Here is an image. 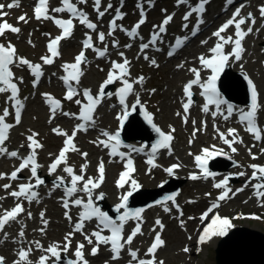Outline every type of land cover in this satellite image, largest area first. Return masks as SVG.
Instances as JSON below:
<instances>
[{"label": "snow or ice", "instance_id": "6c2138e0", "mask_svg": "<svg viewBox=\"0 0 264 264\" xmlns=\"http://www.w3.org/2000/svg\"><path fill=\"white\" fill-rule=\"evenodd\" d=\"M88 2V0H76L73 3V0H61V6L52 8L51 11L57 14L67 13L70 18L69 19H58L51 15H49V0H37V3L34 7V17L37 20H53L55 25L62 30V34L51 39L47 44V52L50 55L42 56L40 59L43 65H52L54 63V58H58L60 55L59 45L62 40L69 38L72 35L74 29V20H78L80 25H83L87 29L92 32H96L97 24L92 22L88 14L78 8L77 5H84ZM152 0H149V4H151ZM209 2V0H199L198 4L195 6L190 5V0H177V5H189L190 11H188L184 16L183 20L188 21L189 17L193 15V13L197 14V23L192 29L191 35L196 36L200 30V26L204 23L202 19V14L205 11V5ZM227 5H231L234 3V0H226ZM102 0H93V8L97 13V18L100 19L105 15V11H101ZM13 7H19V0H13V3H9L7 5L8 9ZM112 7L111 4L108 5L110 9ZM138 7H141L138 5ZM244 5L237 7L233 12V15L230 19H228L217 31L213 33V36L217 37L218 42L210 49L211 56L206 57L201 55L199 57V64L201 65L200 69L191 68L188 69L194 78L188 81L183 87V93L185 100H182L183 107V119L184 122L187 123L188 112L190 106L193 104V87L198 86L200 91V96H202L205 100V103L202 106V111L205 114L210 112V106L214 107V111L211 112L213 118H216L219 114L225 121H227L233 115V107L228 104L221 96L216 87V82L220 76V73L223 72L224 68L228 65L230 58H234L236 61H240L242 59V54L245 51L242 41L246 38L247 35L253 32V28L251 26L247 27L246 30L242 28V26L246 24H255V18L252 13H248L246 17L241 16V11ZM5 5L0 4V18L7 15L4 12ZM260 15L264 18V6H261L259 9ZM141 19L139 22L134 25L131 30L123 29L121 26L117 24V20L123 18V14L117 10L115 14V18L112 19L109 23V31L108 36H112L113 33L120 28V30L125 31L126 35L129 38H136L139 33L138 29L145 23V13L141 10ZM239 17V19H238ZM172 20L171 16H167L162 24L158 26V31H154L150 40L147 43H142L140 45V51L144 52V50L148 49L150 46L155 47L157 41L161 40V34L166 32V25ZM18 21H23L27 23L26 16L21 15L18 17ZM155 27V26H154ZM185 28L188 27L187 24L184 25ZM230 27H234L235 32L234 36H222V33H225ZM21 29L11 24L5 22L0 23V37H5L6 33L18 34ZM97 39L100 43L105 42V33L99 32L97 34ZM188 37L185 36L183 38H176L174 48L168 51L167 55L169 57L175 54L176 50H179ZM202 44H206L207 40L201 41ZM231 44L232 50L230 53H226L224 50L225 45ZM83 50L75 57L74 63H65L63 67V71L65 75L60 77L64 86L66 87L65 99L68 101H73L74 97L81 96V99H75V103L80 106L79 114L64 112L62 111V105L59 100L52 98L48 94L45 95V102L49 105L50 108V120L55 119L57 113L69 117L75 118L81 123H78L72 134L69 135L67 132H63L59 129H53V131L57 135H61L65 137L64 147L59 152V155L53 160L51 165L49 166L50 174L55 173L57 169L64 165L63 172L66 173L70 179V186H65V181L62 177H57L54 181V186L56 188H64V201L63 207L65 209L69 208V201L75 207L82 208V211L79 213V217L77 222L74 223L73 232L68 233L65 236L63 245L59 243H53L49 245L47 248L43 247V245L39 241L33 242L35 244V249L41 251L42 254L36 264H49V261H52V264H60L62 259V252L67 253L71 247V238L73 233H81L84 235V239L87 241L88 245H92L90 254L95 256L98 254L99 248L101 245L110 246L109 251L111 252V259L118 260L121 256L122 251L125 249V246H130L134 238L139 234L142 235L141 231V223L142 216L141 213L144 211L143 209H138L135 211H131L128 209V199L133 195V192L140 188V185L136 180L131 179L132 173L135 171L133 167V160L131 158H127L126 163L124 165L125 170L120 174V179L117 182L118 188H123L126 183L131 185V190L127 191L125 195L120 197L121 203L118 204L115 208L117 213H121V209H123V213L118 216V221L113 220L109 215L105 212H102L93 202V194L94 190L100 187V184L103 182L105 167L103 161H101L98 165V173L99 179L94 180L89 177L85 180L84 172L87 168V163L83 164L80 168L81 174H76L73 167L69 166L67 163V154L71 152H76L78 149L74 145L73 141L80 131H87L88 128L93 127L95 125L94 113L97 107L101 104L102 100L108 96L110 97L111 93H106L105 89L119 81L122 85L116 92V96L118 97L119 105L122 108V114L118 115L117 119L120 121V126L123 127V123L125 119H127L128 115L131 112H134L139 106L141 110L144 112V118L151 125L154 132L157 134V141L151 146V151L148 154L149 159L146 163L150 167H157L154 163L155 156L158 151L161 149L168 150V154H172L171 142L174 137L172 132L175 131L174 128L170 127V132H163L155 123H153V116L144 110L143 105L141 104V100L139 98V93H135L136 99L135 102L129 107L127 101V97L134 93L133 84H143L144 78L139 77L136 81L130 82L128 77L130 76L128 66L130 61L127 58L123 59L122 63L112 62L111 70L107 74V79L100 86L99 92L94 96L90 89H83L82 92L78 89L77 85L80 83V78L84 75V72L81 69L82 64L87 63V58L85 56V50L92 49L98 58H103L107 55V47L103 49H98L94 46L93 38L91 35L86 34V38L82 41ZM116 42H113V47H117ZM126 47H131V45H126ZM159 51V49H157ZM121 57H124V53H119ZM145 60H148L149 57L147 55L144 56ZM42 64L28 61L26 58L19 57L17 54V50L15 46L8 42L7 45L4 43H0V94L9 93L7 100L12 102V108L14 111V120L15 125H19L21 122V112L24 107L23 103L19 99V87L15 82V76L13 72V66L15 67H24L26 66L29 70L30 74L34 77L33 87H36L39 81L43 76ZM151 64L154 66H158L155 59L151 60ZM178 68H184V64L178 65ZM208 70L210 75H208L207 79L204 80L202 78L201 72L202 70ZM20 82H23V78H19ZM244 79L248 83V87L251 95V104L248 110H241L239 113V122L245 125V131L249 133L253 139L257 142H260L262 138H264V127H260L258 125V112L261 109V104L258 101V92L253 81L245 76ZM154 92L155 90H151ZM86 101V102H85ZM222 105H226V109L222 110ZM176 115L180 116L181 113H176ZM10 116L9 109L5 107L3 109L2 114H0V156H5L9 158H17L20 159L21 162L19 167L11 172L10 175L0 173V179L8 178L9 180L16 181L19 176L18 174L28 169L31 174V178L35 181V183H27V184H19L18 190L11 191L9 195L15 198L17 201L23 199L28 201L29 203L38 200V192L35 191L40 185L44 183L43 179L38 177L37 170L40 165L37 163V149L42 148V145L37 141L36 137L38 133L33 132L31 135L27 137L28 145L27 147L30 149V153L21 158L18 151H9L5 146V141L9 139L10 130L15 126L13 124H9L6 122V118ZM196 122L193 121V124ZM218 131V130H217ZM235 129H229L228 135L232 136V139L229 140L226 138L224 133H219V138L223 141L225 145H227L233 153L237 152V148L233 147L235 143H243V141L239 138L238 135H235ZM196 132H193V136H195ZM101 135L106 137V139L99 140V145H102L105 149H110L108 155L110 157H119L120 160H125L127 154L118 149L121 147L120 133L117 131L115 134H110L108 132H102ZM191 143V141H190ZM23 146V145H22ZM143 146L141 148H133L131 151L135 152H143ZM255 147V145H253ZM261 153L264 154V148H261ZM217 154L226 155L222 149H216L215 146L212 149L205 148L202 150V155L195 156V163L197 167L201 170V175L192 174L189 179L195 181L201 178L207 179L209 176L213 175L209 173L206 168L207 160L216 156ZM249 154L253 159H257L255 155L251 153V149L249 148ZM82 156L86 157L87 153H82ZM181 167L180 164H173L170 167L164 169L168 176L175 175V171ZM252 168V176L248 181V184L251 183L252 180L257 181V183L252 184L254 195L257 198L258 202L261 206H264V166L261 165H250ZM239 176H244L245 173L241 172L238 174ZM82 182V187H78ZM248 184H245L244 187H247ZM163 185H161L162 187ZM11 187L10 184L3 185V188L7 191ZM214 188L220 189L221 194L217 197V201L214 202L211 207L200 216V220L203 223L206 219H209V213H212L214 209L218 208L220 201H225L226 199H230L229 193L232 191L231 188L228 187V178L226 177L224 180L214 183ZM244 188L237 189V192L243 191ZM78 192H83L87 201L84 199L77 197ZM76 197V198H74ZM74 198V199H73ZM100 198H103V194H100ZM3 199V198H0ZM172 202L175 204V196L170 195L164 198V201L160 203L163 205H167V202ZM179 206L177 205V208ZM24 207L21 203H17L14 208L11 210H5L3 215H0V232H3L5 226L10 222L16 221L17 217L23 213ZM164 211H170L169 207L165 206ZM182 215V213H181ZM29 218H31V213H28ZM66 219L70 222L72 221V217L65 213ZM242 218V217H241ZM251 219H260L261 217L252 216ZM95 219L97 221V229L91 232V234H87L84 232V223L86 221H92ZM189 219H192L189 217ZM42 222L47 225V221L44 220V214L41 213ZM135 220L137 221L134 229L130 234L127 235L126 239L124 238V226L128 221ZM156 225L163 229V224L159 219L156 220ZM183 225V221H181ZM232 221L227 217H221L218 214H213L210 218V223L204 226L202 230V234L198 238V244L203 245L213 240L215 237H224L228 235L230 229L233 228ZM108 231L110 235H104L105 231ZM155 231V229H153ZM43 232V229H41ZM7 233L4 232V238H7ZM24 232L20 231L19 236L21 240L24 237ZM93 238H95V243ZM123 241V242H122ZM0 242H3L0 240ZM164 241L161 239V235L156 233L154 242L147 249L146 256L148 259H139L138 250H132L130 247L128 248V255L131 258V261L135 262V264H157L155 260V254L157 250L163 246ZM85 244L78 243L75 248L74 256L75 259H68L65 261V264H89L88 260L85 258L84 253ZM185 252H188L189 249L187 247L184 248ZM33 252V248H20L17 252L18 259L13 262V264H33V262L29 259L30 255ZM0 264H5V258L0 257ZM159 264H163V261H160Z\"/></svg>", "mask_w": 264, "mask_h": 264}, {"label": "rangeland", "instance_id": "374dc122", "mask_svg": "<svg viewBox=\"0 0 264 264\" xmlns=\"http://www.w3.org/2000/svg\"><path fill=\"white\" fill-rule=\"evenodd\" d=\"M13 0H6L4 5V12L7 13V15L0 18V23L7 22L11 24L12 26L18 27L21 29L20 33L18 34H12V33H6L5 37H0V43H4L7 45L8 42H11L16 50L19 57L26 58L28 61L32 62L33 64L37 62H42L41 57L45 56L46 51V42L49 41L56 33H54V28L50 23L47 21L42 20H35L31 14L32 11V0H19V7L8 9L7 5L11 3ZM59 1V0H58ZM136 0H129V4L135 5ZM176 0H159V12L162 13L163 10L168 9L170 12L176 13L175 10V3ZM219 4L221 3V0H217ZM260 5H264V0L262 3V0H260ZM260 6V7H261ZM212 10V16L217 17L216 11V2L213 3L212 8H210V11ZM251 11V10H250ZM51 13V10H50ZM21 15L26 16L27 23L23 21H18V17ZM50 15V14H49ZM253 16L255 18V21H257V18L259 20V14L255 15L253 13ZM224 16H222L219 20H221ZM137 18V17H136ZM178 21L177 15H175V18L172 22H170L168 25H175V23ZM212 21V18L210 17L207 24ZM262 25H264V20L262 21ZM206 24V25H207ZM250 24V23H249ZM256 24V22H255ZM254 24V25H255ZM253 26V24H250ZM182 24H180V33L182 31ZM156 27V26H155ZM152 27L150 24L148 26L149 29L155 28ZM258 30H260L259 33ZM175 32V31H174ZM177 32V31H176ZM189 32V31H188ZM257 36L252 39L248 38L249 44L252 46L253 49L247 50V57L246 62H251V53L254 52L255 54V60L259 63L258 66L264 67V30L261 31L260 29L256 30ZM173 37H170V34L167 35L166 40L172 41ZM75 42V44H73ZM77 43V44H76ZM201 44V43H200ZM199 45V44H198ZM201 46V45H199ZM80 48V45L76 40H70L67 41L64 44V59H72V56L78 51ZM69 50H74L72 52H69ZM258 50V51H257ZM119 52L113 53V58L117 57ZM130 54L132 55V64L129 68V79L130 81L134 82L139 77L144 78L143 84H136L134 83V94L132 96V101L130 102L131 105L133 102H135L136 95L135 93H139V98L141 100V104L147 109L148 113H150L153 116V123H155L163 132H170V127L177 130L176 135L179 137L178 142L175 143L177 146V152L175 154L176 157H169L166 158V165L169 163H172L175 160L181 161L183 164V170L179 173L178 179L182 181V186L179 188L178 191H176L174 194L172 191H169L166 194H159L158 191H163L159 187V181L164 180V176H150V177H144L143 175H137L135 180L137 182H140L142 184L143 189L145 191L141 192V199L140 203L135 206V209H143L142 212V225H143V234L141 237L135 242V244L132 246L133 250H138L140 253L141 258H146V252H147V245L152 242L151 238L153 239L154 234L159 231L162 232L163 237L166 240V244L164 247L160 250L159 255L157 256V264H159L160 261H163V264H216V254L215 249L217 248L218 244L227 238V236L231 233H234L238 228H246L248 230H252L255 232H260L264 234V206H261L259 202L255 203V206L253 205L252 196H253V187L251 186L250 190L246 195H244L239 201L236 200H230L227 204L224 211H222V214L225 215L227 218H229L232 221V224L234 225L232 229L229 230L228 235L225 237H215L212 241L205 243L203 245L196 244L198 247V251L196 252V246H195V237L196 233L199 230V228L203 225V223L200 220V216L202 214V209L207 206V195H211L212 188L210 186L209 181H206L204 183H195L191 180H189L187 171H185V165L182 160V156L189 157L190 165L188 167H192L190 154L199 152L201 146L203 143H200V141H196V144L192 147H195L194 150H192L191 143L194 139L193 138V132L197 129V125L201 123L204 128L209 129L207 125H205L204 117H197V115H194L192 122L195 121L196 123L193 124V126L188 127L186 130L189 131L186 134H182L185 126L182 125V122L184 119L182 118L183 111H182V100H183V86L186 80H188L192 73L188 71L187 76L179 80L180 82L178 85H174L176 72H179L182 69H191L193 67H196V53L186 55L184 59L181 60H167L164 55H158L159 57V64L157 67L153 68L151 66L150 62L142 61L141 59L137 60L138 56L136 55L135 50L130 51ZM245 57V55H244ZM194 63V64H193ZM184 64V68H178V65ZM110 61L108 60H102V61H96L93 58H90L88 62L85 64V70L87 71V74L84 78V80L81 82L80 86L82 87H89L95 91V94L99 92L100 86L104 83V81L107 79L108 70L110 68ZM247 64H244L242 62L241 64L234 66V63L231 64V70L234 72V75L231 78V81L228 82V87H231L234 89V92L240 95L241 99H247L248 101H251V95L250 90L248 87L247 81L244 79L245 76H248L252 81V76L250 74H245L243 71L246 69ZM48 81L44 82V84L37 90H32L31 87V81H32V75L30 74L29 70L26 66L24 67H15L13 66V72L15 76V82L18 84L19 90H23L26 92V95L23 96L24 99L31 102L29 106L28 113L25 116V119L23 123H21L17 130L13 131V135H15V132H18L16 134L15 138L10 139L8 146H14V149L22 147L27 148L30 150L28 145L27 137L31 135L33 132L38 133V136L36 137L39 140V143L42 145V154L47 151V147L50 146V150L47 154L50 153L49 156H54L56 153V146L59 140H56L54 138L53 134L51 133V129L53 127L63 126L65 130L70 131L72 126V122L75 121V118H66L65 122H55L53 127H51L48 123L49 117L47 114V108L43 106L45 101V95L48 94L54 98H61L63 95V90L59 89V82H58V76H56V67H48ZM23 78V82H20L19 78ZM257 92H259L258 84L255 83ZM120 82L117 81L114 83L115 88L116 86L119 87ZM240 88L242 91H238L237 89ZM155 90L152 92L151 90ZM260 93V92H259ZM112 94V93H111ZM9 93L2 94L0 97V114H2L3 109L5 107L12 109V102L7 100ZM181 95V97H180ZM21 96V95H19ZM180 97V99H179ZM114 97L106 96L102 101L103 107L100 112V115L98 117V120L101 122V126H105L107 128H115L116 124H113V119L117 115V109H119V104L113 103ZM244 100V101H247ZM259 101V100H258ZM70 108L72 109L73 101H70ZM262 106V102H261ZM69 109V107H68ZM120 110V109H119ZM197 110H193L192 114H197ZM181 113L180 116L176 115V113ZM261 112V109H260ZM262 121L264 123V107H262L261 112ZM156 117V118H154ZM191 118V117H190ZM12 120V119H11ZM191 121V120H190ZM143 125L138 126L134 124V126L129 128V131L134 135L133 139L138 140L139 142L144 141V137L147 136L151 139V141H156L158 139L157 134L152 129L151 125L148 124V122L143 117L142 121ZM55 134V132H54ZM182 137H181V136ZM98 134L96 133H90L87 135H82L80 137L77 149L78 151L75 152V154L69 159L68 165L73 167L76 173H80V168L77 167V164H80L82 166L83 164H93L95 162V167L92 169V174L97 175V168L101 161L106 162V155L101 153L100 145L98 143ZM144 143V142H143ZM60 145V143H59ZM192 150V151H190ZM20 154H26L29 151H19ZM87 153V156L84 157L81 154ZM255 153H259L257 150ZM181 154V155H180ZM84 158L82 162L79 161V158ZM234 163H229V166L231 167L230 170L235 171V173L238 175L241 172H244L247 174L248 165L245 166V162L251 161L250 154L245 152H241L238 156H235ZM254 164L257 162H253ZM261 164H264V159L261 157ZM3 164H6L7 166H13L16 168L17 161L16 160H8V159H1L0 160V166ZM9 164V165H8ZM49 164L46 163V166L41 168L39 167V171L42 175H46L48 172ZM4 171L3 169H0V173ZM110 173L108 178L111 180L110 182H106V186L99 191L94 192V195L100 196L102 193L107 201H111V198L109 194L113 193L112 185L115 184L117 181V175L113 172V168L110 169ZM86 173V170L85 172ZM83 173V174H84ZM250 173V171H249ZM25 175V174H24ZM239 176V175H238ZM108 179V181H109ZM250 176H239L237 186H245L244 181H249ZM0 195H7L5 189L3 188V185L6 184L7 178L0 179ZM174 188L177 190V184ZM43 188V187H42ZM155 191V192H154ZM167 192V191H166ZM49 194V193H48ZM46 194V196L48 195ZM170 195H175V204H172V202H167V205H163L160 202L164 201V198ZM158 196V197H156ZM120 195L117 196V202L120 201ZM137 199V198H136ZM135 199V201H136ZM264 199V198H262ZM107 202L110 206L114 207L116 205L112 204L111 202ZM158 203V204H157ZM133 204V203H132ZM157 204V205H156ZM163 205V208L157 210H152L145 213V209L148 207H157ZM179 206L182 210L181 212H178L174 209L175 206ZM169 207L170 211L165 212L164 207ZM38 208V210L35 213H32V219L27 220L24 223L25 229L27 230V238H29V242L32 241L33 237L36 236L37 231L40 236V241L43 242V240H54L59 241V238L65 237L68 233L73 232L72 231V223L69 221H65L63 218L62 212H59V209L56 206V203L52 200L47 201L44 205L38 206L31 205L30 210L34 208ZM61 211L63 210L60 208ZM245 213V215H242L241 213ZM43 213L45 216L50 217V225H53L54 227H48L45 225L41 218L40 214ZM182 213V215H181ZM252 213V214H248ZM241 214V215H240ZM257 214V215H255ZM236 215H239L236 216ZM251 215V216H249ZM27 216V215H26ZM252 216H258L261 217L260 219H251ZM191 217L192 219H189ZM242 217V218H241ZM145 218H149L150 221H145ZM159 219L161 223L163 224V229L161 230L158 225H156V220ZM181 221H183V225L181 224ZM209 223V222H208ZM207 223V224H208ZM41 229H43V232H41ZM155 229V231H153ZM230 234V235H231ZM84 239V236H82ZM79 239L72 240V243H74V247ZM39 241V242H40ZM191 245H188L190 244ZM91 245L86 249L85 254H90V248ZM74 247L70 250V252L65 253L67 258L73 259L74 257ZM187 247L189 249L188 252L184 251V248ZM103 254H105L104 251H102V255H95L91 260H96L95 263L92 264H108L111 260L110 256L102 257ZM38 259V258H37ZM127 262L124 264H131V258L129 255H127ZM111 264H121V263H111Z\"/></svg>", "mask_w": 264, "mask_h": 264}, {"label": "water", "instance_id": "95a60500", "mask_svg": "<svg viewBox=\"0 0 264 264\" xmlns=\"http://www.w3.org/2000/svg\"><path fill=\"white\" fill-rule=\"evenodd\" d=\"M233 75L230 70L225 72L219 82L221 90L232 102L251 104L247 99H241L234 89L228 87V82ZM134 124L143 125L140 113H133L127 119V128L123 134L126 140L133 139L129 134V128ZM144 139H148V137L145 136ZM215 254L216 264H264V234L246 228H238L218 244Z\"/></svg>", "mask_w": 264, "mask_h": 264}, {"label": "bare ground", "instance_id": "6f19581e", "mask_svg": "<svg viewBox=\"0 0 264 264\" xmlns=\"http://www.w3.org/2000/svg\"><path fill=\"white\" fill-rule=\"evenodd\" d=\"M251 7H253V5L251 6ZM260 8V2H257L256 3V5L252 8V12L255 14V15H257V14H259L260 12H259V9ZM221 17V15L220 14H218V16H217V18H220ZM258 22H259V25L257 24L256 26H255V28H257V29H260L261 28V31L262 30H264V25H262V22H261V20H258ZM254 28V29H255ZM206 29L207 28H205L204 29V31H203V33H206ZM254 32H256V31H254ZM252 33L251 34V36L250 37H252V39H254L256 36H257V34L256 33ZM214 38V37H213ZM73 44H75V42L73 43ZM211 43H209V44H207L206 45V47H208L209 45H210ZM249 49H253L252 48V46L251 45H249ZM201 50H204V48L203 47H201ZM258 51V50H257ZM251 53V58H252V61L251 62H246V61H243L244 62V64H247V67H246V69L243 71L245 74H250L251 76H252V79H253V81L255 82V83H257L258 84V88L260 89L259 90V92H258V100L260 99V101L262 102V107H264V67H260V66H258L259 65V63L257 62V60H255V54H254V52H250ZM190 54H193V51H190V52H188L187 53V55H190ZM246 55H247V53H246ZM180 57V56H179ZM183 57V56H182ZM181 58V57H180ZM194 64V63H193ZM264 66V65H263ZM187 73H188V69L187 70H185V69H182V70H180L179 72H176V77H175V82H174V85H178V83L180 82L179 80H182V79H184L186 76H187ZM231 88V87H230ZM238 91H242L240 88H238L237 89ZM259 94H260V97H259ZM1 97V96H0ZM180 97H181V95H180ZM180 97H179V99H180ZM182 98V97H181ZM186 98H184V100H185ZM131 100V99H130ZM130 100L128 101V104H129V102H130ZM198 108V103H196V102H193V104L191 105V108H190V110H191V112L193 111V110H196ZM113 123H114V121H113ZM189 125L190 126H193V122L191 121V122H189ZM201 126V124L199 123L198 125H197V127H200ZM12 132H13V130H12ZM12 132H11V135H12ZM15 135H13L12 136V139H14L15 138V136H16V134H18V132H15L14 133ZM208 137H210V138H212L211 137V135H209L207 132H202L201 133V137H200V142H202V141H204V140H206V138H208ZM11 138V136L9 137V139ZM212 140H213V138H212ZM134 142H136V141H134ZM22 147V146H21ZM249 147V144H247V143H245V147H244V149H243V151L245 152V151H247V148ZM256 147V146H255ZM255 147H253V148H255ZM149 148H151V147H149ZM49 150H50V146H48L47 147V151L45 152V153H43L42 154V150H39V149H37L36 151H37V159H38V161H39V164H40V167L41 168H43V167H45L46 166V163H48L49 165H51V163L53 162V160L55 159V157L53 156H49L50 155V153L49 154H47L48 152H49ZM22 151H25V150H22ZM27 151V150H26ZM30 153V152H29ZM29 153H26L25 154V157L29 154ZM182 158H183V161H184V163L185 164H187V165H189V163H190V161H189V157H184L183 155H182ZM248 162V161H247ZM122 163V162H121ZM250 166L249 165V162L248 163H246L245 164V166ZM4 171H2V173H6V172H9L10 171V169H3ZM188 170V167H186L185 168V171H187ZM223 171V170H222ZM111 172V171H110ZM226 173H230V172H233L232 170H230L229 169V171H225ZM247 173H248V171H247ZM49 174H50V172L48 173V174H46L45 175V178L47 179L48 177H49ZM30 181V180H29ZM65 181V186H70V178H68V179H65L64 180ZM111 180L109 179V181L108 182H110ZM27 182V181H26ZM172 183V182H171ZM170 183V184H171ZM170 184H169V186H170ZM168 186V187H169ZM145 189H142L140 192H143ZM121 191H123V190H120V189H118V188H116L115 190H113V193L112 194H109V196L110 197H112L111 198V201H109L108 199H107V201H106V199L104 198V196H103V198L101 199L100 197L99 198H96V196L95 195H93V198H96V200H97V202H98V204L101 206V208H102V210L104 211V212H107V213H110L111 215H113V217L114 218H116V219H118V216L120 215V214H122L123 213V209H121V213H117L116 211H115V208L116 207H112V206H110L107 202L109 201V202H111L112 204H114V205H118V204H120L121 203V201H119V202H117V196H118V194H120V192ZM140 192L139 193H136L135 194V197H138V196H140ZM155 192V191H154ZM158 193L159 194H166L167 192L166 191H158ZM156 197H158V196H156ZM85 199H87V197H85ZM133 199V198H132ZM131 199V200H132ZM45 200H46V198H45ZM63 202V201H62ZM135 203V202H134ZM133 205L134 204H129L128 203V209L129 210H131V211H135L136 209L133 207ZM150 209H152V210H157L158 211V209H161V206H157V207H151V208H147V209H145V213L144 214H146V212L148 211H150ZM75 216V215H74ZM44 220H47V217L46 218H44ZM145 220L147 221V222H149L150 221V219L149 218H145ZM135 222V220H131V221H128L127 222V225H129V224H131V223H134ZM231 234V233H230ZM229 234V235H230ZM228 235V236H229ZM228 236H227V238H228ZM71 245H72V243H71ZM43 247H44V245H43ZM70 249H71V247H70ZM63 260V259H62Z\"/></svg>", "mask_w": 264, "mask_h": 264}]
</instances>
